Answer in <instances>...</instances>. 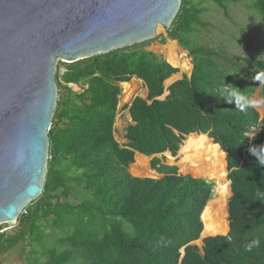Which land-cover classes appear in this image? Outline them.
<instances>
[{"label":"trees","instance_id":"obj_1","mask_svg":"<svg viewBox=\"0 0 264 264\" xmlns=\"http://www.w3.org/2000/svg\"><path fill=\"white\" fill-rule=\"evenodd\" d=\"M212 1L227 15V5L241 0ZM249 1L264 24V0ZM204 12L201 3L182 0L167 31L189 51L193 66L190 76L168 87L165 82L179 69L148 49L151 40L58 63L43 193L13 231L0 232V259L20 248L27 264H264V168L250 151L264 145V117L250 104L261 76L245 78L239 61L198 44L197 36L192 41L206 29ZM253 65L264 74V53ZM133 77L144 81L148 97L136 96L125 107L131 122L121 144L114 128L121 84ZM231 91L239 95L240 108L225 100ZM260 92L264 97V87ZM197 134L208 135L226 154L231 182L229 232L204 238L202 248L192 243L203 231L201 215L215 184L181 175L156 157L177 156L185 137ZM135 151L155 156L151 167L163 177H133L128 169ZM55 233L56 245L45 246Z\"/></svg>","mask_w":264,"mask_h":264},{"label":"water","instance_id":"obj_2","mask_svg":"<svg viewBox=\"0 0 264 264\" xmlns=\"http://www.w3.org/2000/svg\"><path fill=\"white\" fill-rule=\"evenodd\" d=\"M181 3L0 0V226L16 223L24 209L43 193L49 131L59 96L58 63H74L152 40L170 29ZM64 71L60 69V74ZM226 168L228 175L227 162ZM181 252L184 255L183 249Z\"/></svg>","mask_w":264,"mask_h":264},{"label":"rangeland","instance_id":"obj_3","mask_svg":"<svg viewBox=\"0 0 264 264\" xmlns=\"http://www.w3.org/2000/svg\"><path fill=\"white\" fill-rule=\"evenodd\" d=\"M192 1L196 4L201 3V7H203L205 10V12L202 15V20L206 24V29L200 30L199 34L191 36L192 41L195 38V36H197L195 40L198 44L205 45L207 47L214 48L220 51L223 57L231 60L232 62L239 61L242 64V70L244 71V74L246 75L245 78L251 79L252 74L261 76V82L259 85V89L252 96L250 100V104L252 105L253 108H255L259 112L260 117L263 118L264 117V97L261 95L260 89L264 87V74H261L254 68L253 59H260L261 54L264 53V24L261 18L254 11L251 1L241 0L235 3H229L227 5V9H228L227 15H225L224 12L220 10L213 3L212 0H192ZM161 39L165 41L164 44L160 43ZM169 39L170 38L168 36V32L166 30L162 31L158 33L154 39L151 40V43L149 44L148 49L150 51L157 52L162 58H165L167 60L166 55L164 54L162 48L166 47L170 43ZM177 49H179L178 55L180 54L179 56H182L181 59L187 62L188 68L185 70L178 68L179 72L175 74L174 76H172L167 82H165V86H168L177 77H180L183 75L189 76L193 68L191 64V57L186 53V50H183L181 47ZM61 69H64V68L62 67ZM250 71H252V73H250ZM242 78L243 77H241V79ZM133 80L138 82V88L137 90H135V92L130 96L128 100H124L122 98L123 88L121 84L122 92L120 95L119 112L116 117V126H115L118 132L116 134V138L121 144H123V142L124 143L126 142L123 136L124 128L131 122L129 112L127 109H125L126 105H128L131 102L134 96H140L143 98L147 97V88L145 84L137 78H132L131 81ZM70 86L75 92L82 91V88L79 85L71 84ZM256 133H258V129H256L253 132V135H255ZM210 140L213 143L212 139ZM178 154L177 156L173 157L170 153H163L159 155V158H162L164 163L177 166L179 174L192 175L191 173H184L181 171L178 165ZM224 158L225 156L223 157V163L224 161L226 162ZM149 161L150 160L146 158V162L148 166L147 169L150 170L151 167H150ZM132 166H130L128 170L130 174L132 173L131 175L144 176V177H150V176L158 177L157 175L153 173L148 174L146 172L145 174H142V175L134 173L131 169ZM225 170H226V180H228L226 165H225ZM209 181L213 182L215 186L213 189L212 198L207 204V206L210 205L213 199L215 200V197L216 199H218L217 194L215 195L216 183L213 180H209ZM214 210L215 211L218 210V205L217 207L214 208ZM15 226H16V223L3 225V228L0 232L13 231L15 229ZM55 235L45 238L44 240L45 246L51 247V246L56 245L57 237L60 236V233H55ZM218 235H223V234H218ZM208 236L210 235H204V228H203L200 238L197 241H194L193 244L198 246L199 248H202L203 239ZM33 258L30 261H32ZM0 264H27V263L25 260V256L20 251V248H17L14 251L3 256L0 259ZM73 264H78V262L75 261Z\"/></svg>","mask_w":264,"mask_h":264},{"label":"bare ground","instance_id":"obj_4","mask_svg":"<svg viewBox=\"0 0 264 264\" xmlns=\"http://www.w3.org/2000/svg\"><path fill=\"white\" fill-rule=\"evenodd\" d=\"M176 46L179 48L176 42H170L162 49L169 63L185 70L188 68L187 62L181 59L180 54L178 55L179 49ZM122 88V98L128 100L137 90L138 82L133 80L123 83ZM207 136L206 134L191 135L185 139L178 154V165L184 173H191L195 177H206L216 183L215 195L217 194L218 199L216 197L215 200L213 199L210 205L205 208L201 217L204 225V235L212 236L228 232L227 200L231 192L230 183L226 180V162L223 163L225 153L219 145L213 144ZM147 168L146 158L139 156L131 169L134 173L140 175L146 172L148 174L153 173ZM217 205L218 210L215 211L214 208Z\"/></svg>","mask_w":264,"mask_h":264},{"label":"clouds","instance_id":"obj_5","mask_svg":"<svg viewBox=\"0 0 264 264\" xmlns=\"http://www.w3.org/2000/svg\"><path fill=\"white\" fill-rule=\"evenodd\" d=\"M257 79H260V77L258 76ZM229 97H231V99H229ZM225 100L228 103H235L237 108H240V97L237 94V92L235 91H231L229 92L226 96H225ZM259 132V130H258ZM257 134V133H256ZM188 136V135H187ZM213 141V140H212ZM214 143V142H213ZM256 149L259 150V152L257 150H254L253 148L250 149L251 153L256 157V161L258 166L264 168V145H260V146H255ZM209 203V202H208ZM207 206V205H206ZM202 220V219H201ZM3 232V231H2ZM259 244V240H256L253 242V244L248 246V250H251V247L254 245H258Z\"/></svg>","mask_w":264,"mask_h":264},{"label":"crops","instance_id":"obj_6","mask_svg":"<svg viewBox=\"0 0 264 264\" xmlns=\"http://www.w3.org/2000/svg\"><path fill=\"white\" fill-rule=\"evenodd\" d=\"M162 40V39H161ZM161 40H160V43H161ZM170 42V41H169ZM165 43V42H164ZM164 43H161V44H164ZM164 59V58H163ZM179 78V77H178ZM131 81V80H130ZM123 84V83H122ZM122 89V88H121ZM134 97H136V96H134ZM133 97V98H134ZM132 98V99H133ZM132 101V100H131ZM130 104H131V102L128 104V106H130ZM127 106V105H126ZM127 110H128V112H129V109L127 108ZM129 115H130V113H129ZM130 119H131V117H130ZM116 122H115V125H114V128H115V132H116V134L118 133L117 132V130H116ZM125 129V128H124ZM123 133H124V131H123ZM116 134H115V137H116ZM123 136H124V134H123ZM125 139V138H124ZM126 140V139H125ZM126 142H127V140H126ZM125 142V143H126ZM123 144H124V142H123ZM166 153H169V152H166ZM139 156H142V157H144V158H148L150 161H149V163H150V167H151V160H152V156L151 157H147V156H144V155H142L141 153H139V152H137V151H135V157H134V159H135V161H134V163H132L130 166H132V165H134L135 163H136V159L139 157ZM156 157H158L159 158V155H156ZM162 163L163 164H165V165H167V166H173L172 164H167V163H164L163 161H162ZM130 166H129V168H130ZM129 170V169H128ZM152 172H153V174H155V175H157L158 177H155V176H150V177H153V179H160V178H162L163 177V175L162 174H159L156 170H154V169H152V167H151V169H150ZM132 174V173H131ZM133 177H136L135 175H132Z\"/></svg>","mask_w":264,"mask_h":264}]
</instances>
